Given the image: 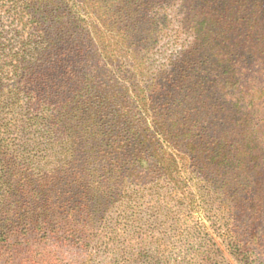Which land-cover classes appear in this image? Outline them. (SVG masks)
Wrapping results in <instances>:
<instances>
[{"label": "rangeland", "instance_id": "374dc122", "mask_svg": "<svg viewBox=\"0 0 264 264\" xmlns=\"http://www.w3.org/2000/svg\"><path fill=\"white\" fill-rule=\"evenodd\" d=\"M161 1L0 0V264H264V0Z\"/></svg>", "mask_w": 264, "mask_h": 264}, {"label": "trees", "instance_id": "16d2710c", "mask_svg": "<svg viewBox=\"0 0 264 264\" xmlns=\"http://www.w3.org/2000/svg\"><path fill=\"white\" fill-rule=\"evenodd\" d=\"M166 1L167 0H163V1H161V3L165 4ZM68 2H70V1H68ZM66 4H67L68 7L70 6L69 3H66ZM141 8H142L141 5L136 4L135 13L140 14V13L145 12V9L144 8L141 9ZM119 10L121 11L122 9H119ZM73 13L75 14L73 19H76V23L83 22L85 20V19L81 18L80 16H77L79 14L78 9H74ZM229 30L230 29L228 27L225 30L221 29L219 32L218 31L214 32L215 35L211 34V35H213V37L204 38V39H202L200 41L201 43H200V45L197 48H195L194 53L191 52V54H190V64H192L193 67H196V70L200 69V67L203 64L205 65L207 63L205 60L198 58V54H200V56L205 58L206 60H207V57L216 55V53L213 52L212 50H215L221 44V41L226 38V36L228 37V31ZM34 38H37V39H33V43H31L30 45L28 44V48L25 49V52H24V55H25L24 61H29L31 63H35V61L37 62L38 60L42 59V57L46 54L45 52L40 50L41 46H43V44L45 42V40H44L45 37L44 36L42 37V34H41L40 36L35 35ZM49 44H47V45H49ZM205 51H208V52L206 53ZM195 55H197V56L195 57ZM248 57L249 58L251 57V53L249 54ZM49 61L52 62V63H50V65L48 67H46L44 69V71H48L50 68H53L54 65L56 64V62H53L54 59L53 60L49 59ZM217 61L221 63L222 62L221 57H219V59ZM240 62H241V59L237 60V62L234 65V68H233V71H232L234 76L240 74L239 71H238V67L240 66ZM17 67H18L17 65L14 67V72H16V70L18 69ZM33 69L34 68H32L29 65H28V67L25 68V73H22V76L24 78V83L22 84V87L15 88L13 90V94H14L13 98L19 104H20V100H21L19 98H21L20 94L22 92L25 95H31V96L34 95V91H32L29 88H27V84H28L27 80H29V78L32 80V78H33L32 76H34L33 75L34 73H32V71H29V70H33ZM44 71H42V70L37 71V77H35V80L38 79V80H42L43 81V80L46 79L42 83L44 88H46V85H47L46 83L50 82V84H52L53 81L51 80V78L48 75H47V77L44 76L45 75ZM20 89H22V90L20 91ZM32 102H33V99L30 98L29 101L26 102L27 106L31 107ZM249 103L250 102H248L246 104L249 105ZM229 104H230V107H232V109H234L235 111H239L242 108L243 101H241V99H238V98L235 101H233L232 98H230L229 99ZM253 104H255V102ZM37 110L40 111V109H37ZM39 111L37 112L38 114L35 113L34 115H32L31 112L28 111V114H29L28 117L30 118V120L33 119V120H35V122L41 123L42 126L40 128H36V133L34 131L32 132L34 134L32 135L31 138L28 137V139H23L22 140V143H23L22 144V149H25V147H24L25 145L29 146L30 144H35L36 146H38V144H43V145H45V147H43V148H41L40 150H37V151H45V149L52 150L53 149L52 145H55V142L59 143L58 140H61L62 142H65V140L62 138V135H61L62 133L60 132V127L62 126L63 114H60L61 113L60 112V113H58L57 117H53L52 113H49L47 115L41 114V115L44 116L43 117V116L39 115ZM170 111L172 112L171 109H168L166 111L165 115H166L167 118L163 122H161L160 125H159V128H161V130L160 131L158 130V134H160V135L162 134V135L165 136L166 135L165 133L169 132V130L173 126L176 127L179 124L176 121L174 123L171 120V118H173V115L170 113ZM188 115L189 114L185 113V115H184L185 117L182 116L181 118L186 119V117ZM86 122H88V119L86 120ZM29 124L30 123H25L24 121L20 122V125L23 126V128L27 127ZM102 126L105 129V126L101 125V126L97 127V130H99V128H100V131H102ZM35 139H37V141ZM38 139H42L43 141L41 142ZM28 141H30L32 143H29ZM24 151H26V149ZM27 158H25V155H22L23 161H25ZM31 160L33 161L32 158H31Z\"/></svg>", "mask_w": 264, "mask_h": 264}]
</instances>
